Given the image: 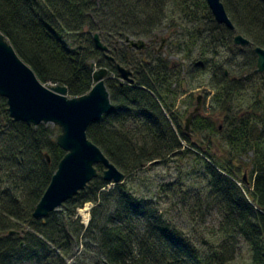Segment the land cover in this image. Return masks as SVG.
<instances>
[{"label": "trees", "instance_id": "16d2710c", "mask_svg": "<svg viewBox=\"0 0 264 264\" xmlns=\"http://www.w3.org/2000/svg\"><path fill=\"white\" fill-rule=\"evenodd\" d=\"M221 2L233 30L205 0H0V33L42 84L75 98L91 89L93 70L108 71L113 111L86 136L125 176L110 185L97 165L84 190L35 219L64 156L60 129L14 122L0 97V264H235L242 245L245 264H264V73L254 53L264 49V0ZM236 35L250 44L235 46ZM125 38L150 46L132 52ZM201 87L209 116L195 114L185 132L177 101ZM180 157L191 160L190 178L160 185L156 202L130 185L148 165Z\"/></svg>", "mask_w": 264, "mask_h": 264}, {"label": "water", "instance_id": "95a60500", "mask_svg": "<svg viewBox=\"0 0 264 264\" xmlns=\"http://www.w3.org/2000/svg\"><path fill=\"white\" fill-rule=\"evenodd\" d=\"M34 1V0H33ZM215 22L233 30L221 0H205ZM94 46L105 53L107 47L97 34L93 36ZM128 48L144 50L143 40L125 38ZM235 46L244 48L250 42L241 35L233 38ZM164 41L159 49H162ZM256 72L264 73V49L255 48ZM109 60H113L108 57ZM120 77L129 83L131 72L117 65ZM108 71L105 68L93 70V85L88 93L75 98L67 96V90L61 85L42 84L31 68L17 55L12 45L0 33V97L6 100L7 112L14 122L28 126L50 124L60 129L56 138L57 146L64 151L51 181L33 211L35 219H44L58 210L64 202L84 190L97 176V165L103 167L102 179L111 184H120L125 180L122 174L100 149L91 143L86 130L92 123L113 111L109 93L105 86ZM200 110V98L197 105L185 119V132L190 122ZM15 232H10L14 234Z\"/></svg>", "mask_w": 264, "mask_h": 264}, {"label": "rangeland", "instance_id": "374dc122", "mask_svg": "<svg viewBox=\"0 0 264 264\" xmlns=\"http://www.w3.org/2000/svg\"><path fill=\"white\" fill-rule=\"evenodd\" d=\"M160 40H161V37H157V40L155 43L157 49L160 46ZM148 46L150 45L148 44ZM171 62L184 63V61L180 58V56H172ZM120 81L126 82L121 77H120ZM198 97H200V110H199L198 115L201 117L209 116L210 97H211L210 91L205 87H201V88L188 91L186 94L181 96L177 101L178 102L177 112H179L180 115L182 114L184 115L182 118L183 127L185 125V119L189 116V114L196 107ZM181 100H184V101L181 102ZM186 110H187V113H184ZM211 118L213 119V116ZM189 130H190V127H189ZM192 140L196 142L198 138L193 136ZM190 165H191V160H189L186 157L174 158L171 161H165L163 163L156 162V164L154 165H151V166L148 165L147 169L138 171L132 176H130L129 177L130 185H132L133 188H135L136 190L140 191L142 195H146L149 198L153 197V200L156 202L157 198L155 194L158 192L157 190L160 185L165 184V183L177 184L176 182L180 181L181 179L186 180L190 178V176L187 177V175L189 174V171L191 170ZM90 209H91V204H85L81 209L77 211V216L80 218L81 223L83 225H86L89 221V210ZM215 218L216 216L212 214L208 216L206 221L207 223H210ZM181 220H182L180 221L181 223H186V221L183 218H181ZM241 247H242L241 257L240 259L236 260L235 264H245V262L248 259L246 255L247 254L246 247L244 245H242Z\"/></svg>", "mask_w": 264, "mask_h": 264}, {"label": "flooded vegetation", "instance_id": "af4514ba", "mask_svg": "<svg viewBox=\"0 0 264 264\" xmlns=\"http://www.w3.org/2000/svg\"><path fill=\"white\" fill-rule=\"evenodd\" d=\"M145 42V41H144ZM123 42H121V41H119V42H117L116 43V50L118 51L119 50V46L122 44ZM124 44H125V42H124ZM145 44H146V48L144 49V50H146L147 48H148V44H147V42H145ZM125 46L128 48V46L125 44ZM163 48V47H162ZM128 50L129 51H132V52H136V51H144V50H136V49H132V48H128ZM161 49H159L158 51H160ZM130 71V70H129ZM131 72V71H130ZM130 77V76H129ZM198 98H200V97H198ZM197 98V99H198Z\"/></svg>", "mask_w": 264, "mask_h": 264}]
</instances>
